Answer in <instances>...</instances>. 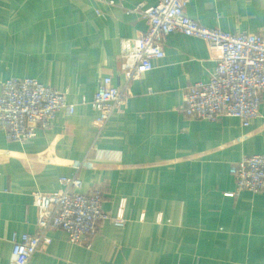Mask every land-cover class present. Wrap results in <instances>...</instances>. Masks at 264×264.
<instances>
[{
  "label": "crops",
  "instance_id": "crops-1",
  "mask_svg": "<svg viewBox=\"0 0 264 264\" xmlns=\"http://www.w3.org/2000/svg\"><path fill=\"white\" fill-rule=\"evenodd\" d=\"M158 2L0 0V92L6 80L31 78L75 105L31 144L0 132V264L12 261L13 236L36 230L33 193L55 194L75 175L81 193L102 191L112 216L125 200L126 226L101 223L90 247L56 230L30 264H264V193H236L230 174L244 157L264 154V93L249 127L185 117L186 90L216 67L205 41L170 34L165 57L132 83L126 109L96 140L98 114L82 100H93L105 76L125 84L122 42L147 30L135 10ZM185 13L232 34L264 30V0H188Z\"/></svg>",
  "mask_w": 264,
  "mask_h": 264
},
{
  "label": "built area",
  "instance_id": "built-area-1",
  "mask_svg": "<svg viewBox=\"0 0 264 264\" xmlns=\"http://www.w3.org/2000/svg\"><path fill=\"white\" fill-rule=\"evenodd\" d=\"M188 0H159L153 7L139 6L137 12L147 30L137 39L124 40L119 56L121 72L126 77L122 87L113 85L112 77L102 78L90 104L98 114L96 140L111 118L126 109L132 83L154 69V62L165 57L166 38L174 33L197 38L207 43L216 67L207 82L188 87L181 111L187 118L217 121L236 118L249 127L260 117L264 93V30L256 34L228 33L220 28H207L190 19L185 8ZM113 4V2H111ZM73 115L75 105L68 102V92H61L31 78H12L1 84L0 132L13 143L34 142L37 131H48L58 113ZM236 193H264V154L244 157L230 168ZM61 190L55 194L33 193L38 222L33 234L13 236V258L9 264H30L42 251L51 232L61 230L73 245L87 244L99 231L101 223L116 228L126 226L125 200L116 216L103 210L102 191L80 192L82 181L75 175L60 179ZM145 220V214L141 221Z\"/></svg>",
  "mask_w": 264,
  "mask_h": 264
}]
</instances>
